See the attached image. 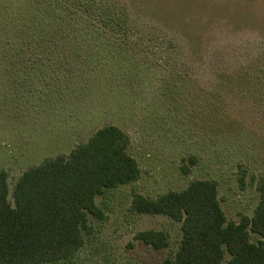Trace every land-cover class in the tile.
Masks as SVG:
<instances>
[{
  "label": "rangeland",
  "instance_id": "obj_1",
  "mask_svg": "<svg viewBox=\"0 0 264 264\" xmlns=\"http://www.w3.org/2000/svg\"><path fill=\"white\" fill-rule=\"evenodd\" d=\"M24 1L31 16L16 21L15 39L0 21V170L9 203L22 171L67 157L104 125L126 133L139 167L134 181L94 196L100 215L87 213L82 245L55 264L174 259L181 222L131 203L194 179L215 181L227 221L253 217L264 177V0ZM11 6L0 0L1 10ZM50 9L65 16L61 27L83 34L76 51L56 38L45 42L49 54L34 45L42 41H20L57 21ZM145 230L161 231L167 245L136 237ZM249 240L264 242L251 231Z\"/></svg>",
  "mask_w": 264,
  "mask_h": 264
},
{
  "label": "trees",
  "instance_id": "obj_2",
  "mask_svg": "<svg viewBox=\"0 0 264 264\" xmlns=\"http://www.w3.org/2000/svg\"><path fill=\"white\" fill-rule=\"evenodd\" d=\"M11 3L10 8L0 9L4 15L0 21L11 23L15 39L16 21L26 24L31 15L24 0ZM49 17L57 21L47 23L43 35L24 36L20 41H42L34 45H42L47 54L45 42L50 38L65 41L72 51L86 41L83 34L79 38L61 27L65 16L56 10L50 9ZM128 143L122 129L104 125L67 157L22 171L13 186V205L7 200L6 174L0 170V264H55L72 257L82 245L87 213L100 215L94 196L139 176ZM191 160L193 164L195 159ZM188 167L182 164V173H187ZM257 189L253 217L244 216L238 223L226 220L211 179H194L181 191H168L156 198L135 194L131 205L137 213L164 214L181 222L182 236L174 259L160 264H223L224 248L230 255L228 264H264L263 240H249L250 231L264 239V177ZM136 237L156 248L167 245L161 231H140Z\"/></svg>",
  "mask_w": 264,
  "mask_h": 264
}]
</instances>
